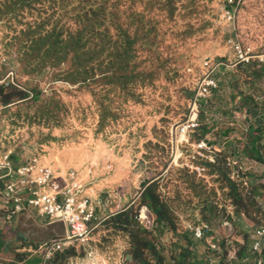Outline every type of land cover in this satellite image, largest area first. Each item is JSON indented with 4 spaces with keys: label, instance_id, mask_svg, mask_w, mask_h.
Masks as SVG:
<instances>
[{
    "label": "rangeland",
    "instance_id": "obj_1",
    "mask_svg": "<svg viewBox=\"0 0 264 264\" xmlns=\"http://www.w3.org/2000/svg\"><path fill=\"white\" fill-rule=\"evenodd\" d=\"M100 1L0 0V154L49 165L57 186L75 173L100 207L93 236L50 264H256L264 0ZM38 246L0 263L38 264Z\"/></svg>",
    "mask_w": 264,
    "mask_h": 264
},
{
    "label": "built area",
    "instance_id": "obj_2",
    "mask_svg": "<svg viewBox=\"0 0 264 264\" xmlns=\"http://www.w3.org/2000/svg\"><path fill=\"white\" fill-rule=\"evenodd\" d=\"M238 2L240 0H228L230 6L239 5ZM240 54L241 64H247L256 59L248 57L244 49L240 50ZM256 61L264 63V56H259ZM211 78V76L208 77L200 95H209L214 88L218 87L217 81ZM200 95L196 97L195 102L198 107L196 118L181 127V135L189 136L185 142H182L184 145H191L192 134L199 128L198 101ZM208 149L211 153L210 144L203 140L199 145V150L208 151ZM15 161L19 163V166H15ZM0 173H2L0 174V210L9 220L20 214L36 212L40 218L47 219L49 222H61L66 227V234L63 237L38 246L39 253L42 254V259L38 264H50L57 254L74 243L87 242L99 228L97 222L100 207L97 202H92L84 194V189L78 184L75 173L68 176L73 185L67 179L64 182L67 184L66 187L57 186L53 183L57 177L56 173L49 165L37 159L20 161L16 158L12 160L11 154L4 153L0 154ZM198 233L196 236L201 239L203 233ZM256 236L257 239L252 244V249L253 252L261 254L264 248V227L256 230ZM211 247L217 248L216 244ZM257 264H263V260L258 258Z\"/></svg>",
    "mask_w": 264,
    "mask_h": 264
},
{
    "label": "crops",
    "instance_id": "obj_3",
    "mask_svg": "<svg viewBox=\"0 0 264 264\" xmlns=\"http://www.w3.org/2000/svg\"><path fill=\"white\" fill-rule=\"evenodd\" d=\"M263 127L264 126H261L259 128L260 133L264 130ZM256 130V128L255 130L251 129L254 133H256ZM65 234L66 227L63 223L49 222L47 219L40 218L36 212H31L30 214H20L9 220L8 217L0 210V254L8 255L9 251L11 252V249L18 243L21 244L24 242H30L42 245L50 242L51 240L61 238ZM262 251L261 254H257L255 261L256 264L258 258L263 260L261 257ZM16 253H18L19 258L23 257L20 256V252ZM38 257L40 259V256H37V258ZM25 260L26 261H20L19 264L29 262L31 258Z\"/></svg>",
    "mask_w": 264,
    "mask_h": 264
},
{
    "label": "trees",
    "instance_id": "obj_4",
    "mask_svg": "<svg viewBox=\"0 0 264 264\" xmlns=\"http://www.w3.org/2000/svg\"><path fill=\"white\" fill-rule=\"evenodd\" d=\"M107 1L106 0H101L100 1V4H99V9H102V6L103 5H105V4H108V3H106ZM28 93L27 92H23V91H21V92H19V97L20 98H23L24 100H25V98H27L28 97ZM1 96V95H0ZM35 97H37L38 96V94H36V95H34ZM6 101L8 102V101H10V99H9V97L6 99ZM251 129H254V128H251ZM152 196V195H151ZM153 197V196H152ZM153 199H154V197H153ZM155 200V199H154ZM155 212H156V214L158 215V217L160 218V220H163V218H164V216H163V213L161 212V210H159V209H156L155 210Z\"/></svg>",
    "mask_w": 264,
    "mask_h": 264
},
{
    "label": "bare ground",
    "instance_id": "obj_5",
    "mask_svg": "<svg viewBox=\"0 0 264 264\" xmlns=\"http://www.w3.org/2000/svg\"><path fill=\"white\" fill-rule=\"evenodd\" d=\"M85 241H86V240H85ZM85 241H84V242H85Z\"/></svg>",
    "mask_w": 264,
    "mask_h": 264
}]
</instances>
